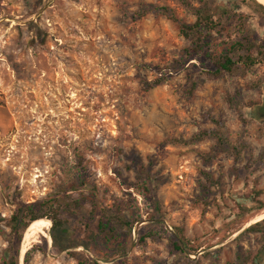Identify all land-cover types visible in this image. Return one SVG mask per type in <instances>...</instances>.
I'll return each instance as SVG.
<instances>
[{
  "label": "rangeland",
  "instance_id": "374dc122",
  "mask_svg": "<svg viewBox=\"0 0 264 264\" xmlns=\"http://www.w3.org/2000/svg\"><path fill=\"white\" fill-rule=\"evenodd\" d=\"M206 1L228 11L189 60L180 25ZM254 3L0 0V264L19 208L71 199L93 209V225L120 205L132 228L106 242L91 226L87 250L58 252L44 218L47 235L18 264H264V238L242 234L264 211V62L204 73L241 25L264 45Z\"/></svg>",
  "mask_w": 264,
  "mask_h": 264
},
{
  "label": "trees",
  "instance_id": "16d2710c",
  "mask_svg": "<svg viewBox=\"0 0 264 264\" xmlns=\"http://www.w3.org/2000/svg\"><path fill=\"white\" fill-rule=\"evenodd\" d=\"M241 3H245L248 0H239ZM195 11L196 20L193 24H181L180 33L188 40H191V47L188 48L185 53L187 59H191L195 54L202 51L204 46L203 40L213 31H215L221 21V16L226 15L228 8L225 4H216L214 1H206L204 4ZM255 9L260 13L264 19V8L254 3ZM220 11V13H219ZM162 13H167L168 9H161ZM213 17H217L219 22L213 21ZM243 30L240 37L230 41L227 44V48L220 55L206 56L211 62V70L204 73L210 79H217L224 74H234L235 72H245L254 67L257 63L263 64L264 62V45L260 40L254 39L250 34L251 31L245 29L243 25L240 26ZM166 77H160L159 79L145 83V91H149L154 87L159 86ZM264 82V81H263ZM195 84L192 85V88ZM262 98L264 99V83L259 85ZM252 110L261 106L259 103H252L248 105ZM259 120V118L257 119ZM212 132L201 131L197 134L198 137H208ZM136 171L139 176H144L148 182L155 183V181L149 176V174L141 167H136ZM205 180L208 183H212L210 174L204 173ZM260 208L264 209V205L260 204ZM260 209V210H261ZM94 216L93 209H86L77 200L71 199L66 203H58L57 201H46L37 204H29L22 208H19L11 217L9 227L10 233L8 235L9 249L8 256L2 264H18L19 249L12 245V238L14 235L18 236L19 241L22 238V233L25 234L28 227L36 223H45L39 221L44 218L48 219L51 230L52 247L58 252H64L69 249H75L82 247L87 250L88 242L91 238L88 236L87 230L94 227L97 234H100L106 242L116 240L117 234L127 229L130 231L132 228V222L126 209H123L120 205L115 209H102L100 211L99 219L92 224ZM47 224V223H45ZM93 229V228H92ZM260 233L264 238V220L255 223L245 229L242 234H256ZM241 234V235H242ZM87 238V239H86ZM143 236L138 237V241L142 242ZM180 241L172 240L170 243L171 252L173 254H183L184 240L180 237ZM264 246V245H263ZM35 247H32V250ZM264 252V247H263ZM27 252L24 257V262L28 259ZM70 256H78L77 252L70 253ZM237 262L232 264H243L244 258L238 256ZM256 262V261H255ZM257 263V262H256ZM255 264V263H253ZM259 264V263H258Z\"/></svg>",
  "mask_w": 264,
  "mask_h": 264
},
{
  "label": "bare ground",
  "instance_id": "6f19581e",
  "mask_svg": "<svg viewBox=\"0 0 264 264\" xmlns=\"http://www.w3.org/2000/svg\"><path fill=\"white\" fill-rule=\"evenodd\" d=\"M256 2L264 7V0H256ZM263 218H264V211H263V216L259 220L262 221L261 219H263ZM260 221H258V222H260ZM256 222L252 223L251 225L255 224ZM47 229H48V225L45 223H36V224H32L28 227L25 234L23 235V238H22V241H21V244L19 247V257H18L19 262L22 261L25 253L31 247V245L36 242L38 235H43L44 237L47 235L44 232Z\"/></svg>",
  "mask_w": 264,
  "mask_h": 264
},
{
  "label": "water",
  "instance_id": "95a60500",
  "mask_svg": "<svg viewBox=\"0 0 264 264\" xmlns=\"http://www.w3.org/2000/svg\"><path fill=\"white\" fill-rule=\"evenodd\" d=\"M255 1H256V0H255ZM263 220H264V219H263ZM250 226H251V225H249V226L247 225V226H246V229H247L248 227H250ZM237 234H238V233H237ZM22 260H23V259H22ZM18 261H19V259H18ZM21 262H22V261H21Z\"/></svg>",
  "mask_w": 264,
  "mask_h": 264
}]
</instances>
